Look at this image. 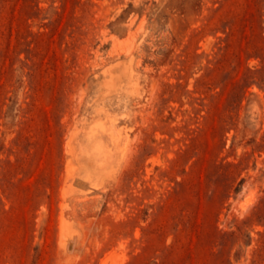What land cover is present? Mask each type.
I'll list each match as a JSON object with an SVG mask.
<instances>
[{"label":"rangeland","instance_id":"obj_1","mask_svg":"<svg viewBox=\"0 0 264 264\" xmlns=\"http://www.w3.org/2000/svg\"><path fill=\"white\" fill-rule=\"evenodd\" d=\"M0 264H264V0H0Z\"/></svg>","mask_w":264,"mask_h":264},{"label":"bare ground","instance_id":"obj_2","mask_svg":"<svg viewBox=\"0 0 264 264\" xmlns=\"http://www.w3.org/2000/svg\"><path fill=\"white\" fill-rule=\"evenodd\" d=\"M107 72H109V71H107ZM111 75V74H110ZM107 79V78H106ZM105 129V128H104ZM110 131V130H109ZM110 133V132H109ZM113 139V138H112ZM117 146H115V148H116ZM118 149V148H117Z\"/></svg>","mask_w":264,"mask_h":264}]
</instances>
